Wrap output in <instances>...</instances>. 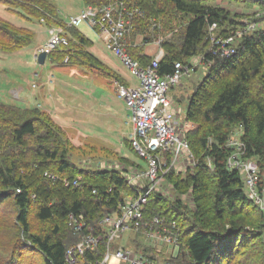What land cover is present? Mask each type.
Returning a JSON list of instances; mask_svg holds the SVG:
<instances>
[{"label":"trees","instance_id":"trees-1","mask_svg":"<svg viewBox=\"0 0 264 264\" xmlns=\"http://www.w3.org/2000/svg\"><path fill=\"white\" fill-rule=\"evenodd\" d=\"M218 1L262 10L260 16L248 19L257 23V31L244 36L234 53L227 56L216 42L240 28L244 18L236 21L238 16L216 6ZM80 2L96 7L108 3ZM0 5L23 20L42 22L45 27L64 24L56 6L48 0H0ZM126 6L140 8L144 14L133 20L125 43L138 65L146 67L150 63L152 57L145 55V47L158 39L164 52L158 63L160 75L171 74L174 62L193 67L190 61L198 58L202 63L193 67L194 72L201 68L203 75L190 91H176L182 84L172 87L168 94L176 105L185 104L184 123L191 128L185 130L183 138L195 160L194 166L166 174L170 196L152 193L144 207L143 222L161 219L167 229L175 224L176 230L171 232L178 239L177 256L168 255L170 258H164V262L264 264V214L246 196L241 175L226 167L230 152L226 141L240 130L238 139L244 145L241 158L257 164V189L262 192L264 3L127 0ZM152 22L160 28L151 31ZM212 24L217 27L214 42L208 31ZM66 35L68 47L48 55L52 66L79 67L97 78L124 85L126 81L91 54L92 42L76 28L67 29ZM34 39L31 30L0 18V53L12 55L28 49ZM125 144L139 160L130 140ZM79 156H83L81 162ZM143 166L104 147H76L67 130L58 126L47 111L0 102V264H68L66 251L87 235L101 236V240L96 249L77 257V264L102 262L112 243L109 244L107 228L101 222L119 213L118 207L126 198L143 192L140 186L129 182L131 172L142 170ZM73 182H77V187ZM70 216L77 223L82 217L84 227L79 232L72 226L75 223L68 226ZM135 248L143 249L146 256L150 253V260L159 262L153 249L140 243Z\"/></svg>","mask_w":264,"mask_h":264},{"label":"built area","instance_id":"built-area-1","mask_svg":"<svg viewBox=\"0 0 264 264\" xmlns=\"http://www.w3.org/2000/svg\"><path fill=\"white\" fill-rule=\"evenodd\" d=\"M106 1L108 3L102 7L84 6L78 15L69 17L66 22L63 20V25L49 27L47 30L48 41L37 52L38 54L45 52L46 55H49L68 47L69 39L66 30L75 29L84 23L100 37V40L119 59L121 65L138 82L137 86H129L113 80L116 97L124 103L125 109L129 113L128 118L133 129L129 140L137 157L145 162L142 170L131 172L129 182L140 186L143 192L133 198H126L124 203L118 207L119 213L107 216L101 223L107 228L106 237L109 243L118 240L122 244L123 239H126L125 236L133 233L139 234L145 240L154 243L156 249L162 246L168 247L170 252L167 255L176 257L178 239L171 232L176 230L175 224L167 229L161 224V219L153 218L148 222H143L144 207L148 203L150 194L168 193L166 174L184 172L194 166L195 160L189 151L188 143L183 138L185 130L179 123L180 108L171 102L168 94L172 87L180 85L183 79H188L194 72V68L202 63L198 58L190 61L193 68L174 62L171 74L160 75L158 63L163 58L164 52L160 48L161 39H158L145 47V55L152 57L150 63L146 67L138 65L129 55V49L125 43L131 34L133 20L138 16L143 17L144 14L140 8L128 9L127 0ZM262 2L264 3V0ZM151 26V31L160 28V25L154 22ZM216 29L215 24L209 27L211 42H214ZM257 29V23L245 21L230 36L220 37L216 45L221 48L223 55H231L234 53L237 43ZM139 41L140 36L137 38L136 44ZM151 51L153 52L151 53ZM67 60L66 58L64 62ZM240 133V130L235 132L226 141V147L230 151L226 167L241 175L246 196L264 212V188L262 192L257 189L258 167L255 162L241 158L244 153V145L238 139ZM208 162L210 163V159ZM65 182L68 185V182ZM73 185L77 187V182H73ZM79 220L80 222L77 223L70 216L68 226H71V222L75 223V226H72L79 232L81 227H84L81 216ZM100 240L101 236H84L79 244L66 251L65 259L68 264H77V257H81L86 251L96 249ZM104 257V260L99 264L113 262L115 264H158L157 261L144 257L142 251H137L134 254L132 250L125 249L124 246H119L112 256L110 247H108ZM162 264L168 263L163 261Z\"/></svg>","mask_w":264,"mask_h":264},{"label":"rangeland","instance_id":"rangeland-1","mask_svg":"<svg viewBox=\"0 0 264 264\" xmlns=\"http://www.w3.org/2000/svg\"><path fill=\"white\" fill-rule=\"evenodd\" d=\"M48 1L56 6L60 18L65 22L69 17L78 15L84 7L80 0ZM217 5L229 13L237 15L238 17L235 19L238 22L243 18L241 22L251 21L248 19L253 18L254 15L260 16L262 13L261 8L257 6L246 8L244 5L227 1H218ZM0 18L18 28L31 30L36 38L28 49L19 51V53L16 52L12 55L0 53V102L16 105L22 109L39 108L51 114L52 109H55L54 102L56 100L59 101L62 97L61 106L67 104L69 109H73L74 112L69 115V118L74 122H70L67 118L68 116L59 115V112L56 113L57 115L53 114L54 119L59 123L58 115L60 116L62 124H65L67 133L73 141H76L75 137L78 133L81 134V138L85 137V141L81 139V144H78L79 147H85L86 145L104 147L112 152L119 153L124 158L132 159L136 163L141 164L142 162L135 157L125 144L129 140L133 129L124 103L116 97L113 80L112 83L111 80L97 78L93 72L91 73L79 67H52L48 60L44 62L43 66H39L35 59L36 52L34 49L37 44L44 46L48 41L49 36L46 35L45 26L43 27L42 25L41 27L36 22L23 20L19 15L7 12L2 5H0ZM77 30L88 41L92 42L91 54L119 75L123 81H126L124 85L126 83L129 86L138 85V82L121 65L119 59L107 48L94 31L90 30L84 23L80 24ZM153 48L151 49L154 50L155 48ZM202 75V69L198 68L197 71L190 74L188 79L182 80L180 83V85L183 84L182 88L177 87L176 91H190L191 86L199 82ZM33 92H41V99L48 103V106L44 107L40 100L35 99L32 95ZM184 105L179 106L181 109L179 123L184 130H187L191 127L184 123L185 112L182 109ZM79 158L81 162L83 156H79ZM105 159L110 162L107 157ZM95 160L102 161V159L96 158ZM95 160L91 159V161ZM93 167L95 168L96 164ZM167 194L170 196L169 192ZM125 237L126 239H123L122 244L118 240L111 242V256L119 246H124L125 249H130L136 254L137 248H135V244L140 243L144 247L154 250L155 255L160 258L159 262L157 261L158 264H162L164 258H170L167 255L170 252L168 247L162 246L156 249L154 248L156 247L154 243L145 240L139 234L133 233ZM262 237V246L264 247V232ZM142 255L146 256L143 251Z\"/></svg>","mask_w":264,"mask_h":264},{"label":"crops","instance_id":"crops-1","mask_svg":"<svg viewBox=\"0 0 264 264\" xmlns=\"http://www.w3.org/2000/svg\"><path fill=\"white\" fill-rule=\"evenodd\" d=\"M42 27V26H41ZM44 27V26H43ZM45 28V27H44ZM25 29V28H24ZM45 32H46V30H45ZM46 35H47V32H46ZM36 39V38H35ZM35 39H34V41H35ZM33 41V42H34ZM33 44V43H32ZM41 47V45H39V44H37L36 45V47H35V49H34V51L36 52V54H37V50L39 49ZM91 51V50H90ZM19 53V52H18ZM52 67H54V66H52ZM64 67H66V66H64ZM94 76L96 77V75L94 74ZM32 95H33V97L35 98V99H38V100H40L42 103H43V106L45 107V106H48V103H46V102H44V100H42L41 99V92H39V93H35V92H33L32 93ZM17 97V96H16ZM62 102H63V99H62V97L60 98V100L58 101V100H56L55 102H54V106H55V109H52V111H51V114H49V115H51V117L53 118V120L55 121V123L58 125V126H60L61 128L63 127L65 130H66V127H65V124H62V119L60 118V116L59 115H63V116H68L67 118L70 120V122H74V121H72V119H70L69 118V115L71 114V113H73L74 111H73V109H69V107H68V105L67 104H64L63 106H61L62 105ZM5 103V102H4ZM7 104V103H6ZM71 105H72V103H70ZM71 105H70V107H71ZM180 108V107H179ZM37 109H39V108H37ZM182 109H184V108H182ZM180 111H181V109H180ZM57 112H59L60 114L58 115V120H59V123L54 119V116H53V114H56ZM57 115V114H56ZM72 115V114H71ZM76 125V124H75ZM75 139H76V141H73L72 140V138H71V140L73 141V143L76 145V146H78V144H81V139L83 140V141H85V137H82L81 138V134L80 133H78V134H76V137H75Z\"/></svg>","mask_w":264,"mask_h":264},{"label":"water","instance_id":"water-1","mask_svg":"<svg viewBox=\"0 0 264 264\" xmlns=\"http://www.w3.org/2000/svg\"><path fill=\"white\" fill-rule=\"evenodd\" d=\"M46 58H47V56H46L45 52L44 53H40V54L35 56V59H36L37 64L39 66H43L44 65V62L46 61Z\"/></svg>","mask_w":264,"mask_h":264},{"label":"bare ground","instance_id":"bare-ground-1","mask_svg":"<svg viewBox=\"0 0 264 264\" xmlns=\"http://www.w3.org/2000/svg\"><path fill=\"white\" fill-rule=\"evenodd\" d=\"M139 17V16H138ZM148 44V43H147ZM139 64V63H138ZM140 160V159H139ZM144 165V162L143 163H141V165ZM138 167H140L139 165H138ZM141 168V167H140ZM47 174V173H46ZM45 177H46V175H45ZM50 179H52V178H50ZM152 252V251H151ZM150 254V253H149ZM152 254V253H151ZM149 256V255H148ZM111 264H115V262H113V263H111Z\"/></svg>","mask_w":264,"mask_h":264}]
</instances>
